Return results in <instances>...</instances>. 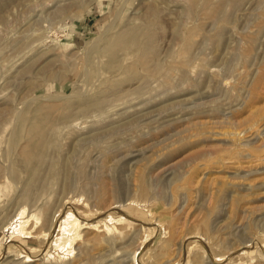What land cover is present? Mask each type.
<instances>
[{
  "label": "rangeland",
  "instance_id": "rangeland-1",
  "mask_svg": "<svg viewBox=\"0 0 264 264\" xmlns=\"http://www.w3.org/2000/svg\"><path fill=\"white\" fill-rule=\"evenodd\" d=\"M0 264H264V0H0Z\"/></svg>",
  "mask_w": 264,
  "mask_h": 264
},
{
  "label": "bare ground",
  "instance_id": "bare-ground-1",
  "mask_svg": "<svg viewBox=\"0 0 264 264\" xmlns=\"http://www.w3.org/2000/svg\"><path fill=\"white\" fill-rule=\"evenodd\" d=\"M133 33H132V31H130V30H124V31H122V33L120 34V35H122V36H120V37H115L116 39L115 40H113L112 41V43H113V45H117V44H121V43H124L125 42V39L126 38H132L133 37V35H132ZM111 52V51H110ZM34 128V127H33ZM33 128H32V130H33ZM36 128V127H35ZM39 130V129H38ZM37 131V130H36ZM38 134V133H37ZM39 134H41V133H39ZM42 136V135H41ZM39 137L40 138V140H42V137ZM43 136H45L44 134H43ZM38 137V136H37ZM37 140V139H36ZM39 140V141H40ZM38 142V141H37ZM42 142V141H41ZM37 144V143H36ZM35 144V147L37 146ZM31 148V147H30ZM25 151V150H24ZM30 151H34V149L33 150H30ZM36 151V150H35ZM38 151H41L40 150V147H39V149H38ZM40 152H38V154H39ZM26 155V154H25ZM33 155H35L36 156V154H33ZM33 155H31V157L33 156ZM27 156V155H26ZM34 157V156H33Z\"/></svg>",
  "mask_w": 264,
  "mask_h": 264
}]
</instances>
